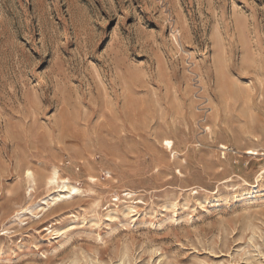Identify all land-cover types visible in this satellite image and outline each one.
<instances>
[{
    "label": "rangeland",
    "instance_id": "rangeland-1",
    "mask_svg": "<svg viewBox=\"0 0 264 264\" xmlns=\"http://www.w3.org/2000/svg\"><path fill=\"white\" fill-rule=\"evenodd\" d=\"M250 149L264 0H0V264H264Z\"/></svg>",
    "mask_w": 264,
    "mask_h": 264
},
{
    "label": "bare ground",
    "instance_id": "bare-ground-1",
    "mask_svg": "<svg viewBox=\"0 0 264 264\" xmlns=\"http://www.w3.org/2000/svg\"><path fill=\"white\" fill-rule=\"evenodd\" d=\"M172 145H173L172 141L166 140V146L168 148H172ZM221 148L226 150L225 146H222ZM247 153L250 154V155L257 156V157L264 156V152H262V151H260L258 149H250V150H248ZM107 174H109V173L107 172ZM263 174H264V171L258 176V178L262 179ZM108 177H110V174L108 175ZM27 179H28V183H29V186H30L29 189L35 187L36 177H35V174L32 171H30V170L27 172ZM260 182H261V180H260ZM46 185L49 186V187H52V188H56V190H57L56 195H55V193H53L54 196L47 197L46 202L49 205H50V203L52 205H55V204H57V203H59L61 201L69 200L73 196H75V195L80 193V189H78L76 186L71 185L68 182V180L63 179L61 177L60 170H57V169H55V171L53 172L52 176L46 180ZM253 191H254V193H249L248 196H253L256 193L257 194L260 193V192H257V187H253ZM38 207L33 208V209H27V210H29L32 213L33 210L37 209Z\"/></svg>",
    "mask_w": 264,
    "mask_h": 264
}]
</instances>
